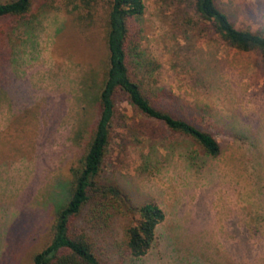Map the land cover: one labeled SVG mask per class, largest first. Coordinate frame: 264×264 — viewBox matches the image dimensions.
<instances>
[{
    "label": "rangeland",
    "instance_id": "rangeland-1",
    "mask_svg": "<svg viewBox=\"0 0 264 264\" xmlns=\"http://www.w3.org/2000/svg\"><path fill=\"white\" fill-rule=\"evenodd\" d=\"M46 1L53 3L33 0L17 22L0 21V264H33L50 243L98 120L106 0L92 19ZM143 1L144 15L131 21V77L154 106L213 132L222 154L206 156L119 95L105 179L129 194L131 206L153 203L166 214L153 249L136 264H186L182 254L205 257L213 247L215 264H229L233 252L231 264H264V58L224 43L194 0ZM216 4L238 29L263 32L264 0ZM88 220L81 217L77 230ZM132 220L116 217L115 235Z\"/></svg>",
    "mask_w": 264,
    "mask_h": 264
},
{
    "label": "trees",
    "instance_id": "trees-1",
    "mask_svg": "<svg viewBox=\"0 0 264 264\" xmlns=\"http://www.w3.org/2000/svg\"><path fill=\"white\" fill-rule=\"evenodd\" d=\"M100 0H61L69 9L82 10L92 19ZM54 2H43L46 8ZM106 45L108 59L103 84L94 98L98 120L94 126L80 165L74 170V181L67 204L59 210L53 224L50 243L33 256V264H136L153 249L157 228L166 219L156 204L131 206V199L120 185L105 179L104 166L111 143V132L119 95L142 117L163 124L170 135L178 136L202 149L206 156L217 159L222 146L216 135L193 124L183 116L154 106L141 84L130 75L128 42L131 21L145 13L143 0H106ZM33 0L0 1V21L28 17ZM195 12L209 23L213 32L229 47L242 52H259L264 58V30L255 33L238 29L229 16L218 8L216 0H194ZM3 31V30H2ZM0 30V33L2 32ZM172 97L173 95H169ZM174 106H177L178 98ZM177 110L178 107H175ZM88 216V228L77 230V221ZM124 215L133 220L123 227L121 237L113 231V221ZM136 217V218H135ZM253 226L254 230H261ZM256 232V231H255ZM255 234H258L257 232ZM179 250V249H178ZM205 257L182 254L186 264H215V252ZM179 254L181 250L177 251ZM192 257L200 261L191 260ZM229 264L238 260L231 254ZM212 260V262H211ZM219 260V259H218Z\"/></svg>",
    "mask_w": 264,
    "mask_h": 264
}]
</instances>
